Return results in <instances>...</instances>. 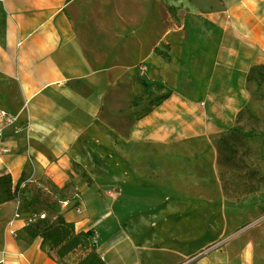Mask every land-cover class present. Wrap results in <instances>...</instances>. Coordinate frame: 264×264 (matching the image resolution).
I'll use <instances>...</instances> for the list:
<instances>
[{"label":"crops","instance_id":"1","mask_svg":"<svg viewBox=\"0 0 264 264\" xmlns=\"http://www.w3.org/2000/svg\"><path fill=\"white\" fill-rule=\"evenodd\" d=\"M263 66L264 0H0V108L23 124L0 139V177L78 190L62 214L93 232L105 264H176L145 214L215 202L214 140ZM146 82L167 95L148 112ZM19 194L0 204V264H63L29 234L31 194ZM188 264H264V224Z\"/></svg>","mask_w":264,"mask_h":264},{"label":"rangeland","instance_id":"2","mask_svg":"<svg viewBox=\"0 0 264 264\" xmlns=\"http://www.w3.org/2000/svg\"><path fill=\"white\" fill-rule=\"evenodd\" d=\"M171 16L180 21L176 10L171 9ZM249 83L252 93L250 105L241 112L237 124L231 130L214 140L217 152L221 146V136L226 137L227 145L222 152L220 147V187L210 189L211 199L215 202L161 205L162 208L169 207V212L172 213L166 218L161 217V220L153 214H145L147 227L156 225L164 231L161 235V254L177 260L176 264H188L204 252L220 247L234 236L264 224V66L253 71ZM159 87V84L145 83L144 94L136 102L139 105L147 100L148 105L144 112H148L162 99L164 94ZM121 176L122 173L118 172L113 179L121 180ZM47 182L49 181L44 180L40 184ZM53 185L44 190L52 200L58 199L60 205L59 201L72 193L55 190ZM29 190L32 197V190L36 189L30 187ZM113 192V189H110L108 195L113 196ZM118 206L122 208L121 205ZM41 210L40 212L46 211L43 208ZM62 211L60 206L59 212ZM58 213H51L49 217L54 220ZM114 219L120 218L115 215ZM127 223V226H133L137 220L132 218ZM171 228L176 229L178 234L167 232Z\"/></svg>","mask_w":264,"mask_h":264},{"label":"trees","instance_id":"3","mask_svg":"<svg viewBox=\"0 0 264 264\" xmlns=\"http://www.w3.org/2000/svg\"><path fill=\"white\" fill-rule=\"evenodd\" d=\"M168 10L171 12L173 7L167 5ZM157 53L168 58V55L163 53L160 49H157ZM161 89V87H159ZM167 98V95H163L162 99L157 103L159 104L162 100ZM231 130V129H230ZM219 150H218V163H221L222 154L220 153L227 148L226 137L223 135L219 139ZM20 183L15 184L10 175H4L0 177V204L18 199L20 192L32 189L33 195L30 199H26V210L31 213H39L41 209H45L48 217L44 220L37 221L36 223L30 224L28 232L31 236H41L45 242L51 246V253L55 259L63 264H105L101 255L97 252L96 246L93 243L94 234L92 231L80 232L75 230L74 224L67 222L62 214L59 212L60 205L58 199L52 200L51 197L44 190L52 183L47 182L44 184L31 183L25 190H22ZM53 188H58L53 185ZM64 190V189H60ZM59 212V213H58ZM51 213H58L56 218L53 220L49 217Z\"/></svg>","mask_w":264,"mask_h":264},{"label":"built area","instance_id":"4","mask_svg":"<svg viewBox=\"0 0 264 264\" xmlns=\"http://www.w3.org/2000/svg\"><path fill=\"white\" fill-rule=\"evenodd\" d=\"M23 128V124H19L16 118L11 115L7 110L0 108V139L6 138L9 133ZM21 197V196H20ZM81 197L78 190L74 191L71 195H68L60 200L61 209H79ZM48 217L46 212L32 213V217L29 220V224L36 223L37 221L44 220ZM93 243L96 245L97 240L93 237Z\"/></svg>","mask_w":264,"mask_h":264}]
</instances>
